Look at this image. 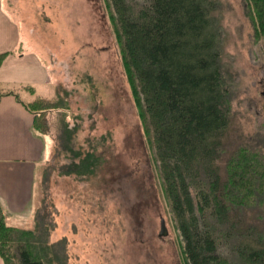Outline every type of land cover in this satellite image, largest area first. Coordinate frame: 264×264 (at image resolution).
Instances as JSON below:
<instances>
[{
    "label": "rangeland",
    "instance_id": "374dc122",
    "mask_svg": "<svg viewBox=\"0 0 264 264\" xmlns=\"http://www.w3.org/2000/svg\"><path fill=\"white\" fill-rule=\"evenodd\" d=\"M105 1L2 0L25 24L20 45L40 46L56 76L37 93H70L66 108L44 114L45 130L54 142L65 122L76 125L77 148L100 156L95 173L82 177L66 175L67 159L52 151L27 207L5 210V220L59 243L54 264H185ZM218 2L232 93L228 139L264 154V36L255 37L251 0Z\"/></svg>",
    "mask_w": 264,
    "mask_h": 264
},
{
    "label": "trees",
    "instance_id": "16d2710c",
    "mask_svg": "<svg viewBox=\"0 0 264 264\" xmlns=\"http://www.w3.org/2000/svg\"><path fill=\"white\" fill-rule=\"evenodd\" d=\"M105 2L184 263L264 264V154L228 139L232 93L218 0ZM247 7L255 37L264 36V0ZM62 93L26 104L36 131L49 134L44 114L66 108L70 93ZM76 131L62 125L53 155L67 159L66 175L85 177L100 156L77 148ZM47 238L9 225L0 204L2 264H54L60 244Z\"/></svg>",
    "mask_w": 264,
    "mask_h": 264
},
{
    "label": "crops",
    "instance_id": "0c3cea01",
    "mask_svg": "<svg viewBox=\"0 0 264 264\" xmlns=\"http://www.w3.org/2000/svg\"><path fill=\"white\" fill-rule=\"evenodd\" d=\"M15 19L0 0V53L7 52L0 64V89L7 91L0 96V204L4 213H20L27 207L34 196L36 174L54 144L50 134L33 128L34 116L26 104L36 97H55L37 93L36 86L44 89L56 76L40 46L26 50L20 45L26 27Z\"/></svg>",
    "mask_w": 264,
    "mask_h": 264
},
{
    "label": "water",
    "instance_id": "95a60500",
    "mask_svg": "<svg viewBox=\"0 0 264 264\" xmlns=\"http://www.w3.org/2000/svg\"><path fill=\"white\" fill-rule=\"evenodd\" d=\"M166 234H167V227L165 225V220L161 217L159 235L163 236V235H166Z\"/></svg>",
    "mask_w": 264,
    "mask_h": 264
}]
</instances>
